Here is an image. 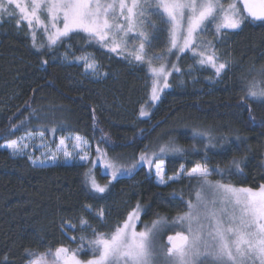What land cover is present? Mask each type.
I'll use <instances>...</instances> for the list:
<instances>
[{"label":"trees","instance_id":"16d2710c","mask_svg":"<svg viewBox=\"0 0 264 264\" xmlns=\"http://www.w3.org/2000/svg\"><path fill=\"white\" fill-rule=\"evenodd\" d=\"M18 20L21 17L16 11L13 18L0 22V132L18 125L31 109H38L44 118L33 119L31 125L0 138V145L28 131L76 133L89 141L93 156L99 147L110 159L124 165L142 152L158 151L161 144L172 140L187 151L160 156L170 176L182 164L186 169L199 162L210 168L226 167L235 157L242 161V174H236L232 166L223 177L213 174L210 179L252 189L264 184V103L248 100L251 111L239 106L247 81L264 66V26L260 22H248L239 30L223 33L216 47L220 62L227 60L229 66L220 77L210 65L200 67L190 52L184 55L179 66L185 70L192 66L191 73L171 75L170 87L162 93L150 118H142L140 107L148 101L151 88L146 66L129 63L124 56L98 46L86 47L83 34L73 35L58 48H41L42 43L47 44L46 34L35 28L34 47L33 31L26 22L17 26ZM213 35L202 34L206 39ZM138 43L131 39L129 48ZM67 45L76 51L81 46L93 52L107 77L95 81L84 77L80 67L61 63L57 56ZM164 47L157 44L149 54ZM171 61H176L175 55ZM93 110L97 117L95 133ZM53 127L59 130L47 131ZM100 129L110 136L111 145L98 143ZM193 129L217 137L213 141L217 147L206 149V139L194 140ZM89 169L100 184L111 180L101 173L99 164L94 168L91 163L37 168L25 156H13L0 148V264H25L30 259L26 249L40 254L60 245L76 248L79 239L73 243L69 237L91 236L90 231L79 228L82 216L101 232L111 231L137 202L147 209L142 222L153 220L156 214L172 217L185 209L171 194H182L187 200L195 186V181L189 186L186 179L157 185L151 173L140 167L132 175L112 181L105 194H93L102 195V199H93L84 177ZM86 204L107 211L103 223L84 210ZM67 222L77 228L65 229L64 234L61 224Z\"/></svg>","mask_w":264,"mask_h":264},{"label":"snow or ice","instance_id":"6c2138e0","mask_svg":"<svg viewBox=\"0 0 264 264\" xmlns=\"http://www.w3.org/2000/svg\"><path fill=\"white\" fill-rule=\"evenodd\" d=\"M15 10L23 17L17 21V26L26 22L33 31L34 47L35 24L47 36V44L42 43L41 48H58L73 35L83 34L87 38L86 47L98 46L111 53L122 54L129 63L146 66L151 76L150 102L153 107L160 101L161 93L170 87L171 75L184 74L185 71L191 73L192 66L186 70L179 66L184 55L190 52L200 67L210 65L216 76L220 77L229 66L227 60L220 62V52L216 47L223 33L226 30H239L248 22H260L264 26V0H230L227 5L222 0H30L27 6L22 5L20 0H0V22L4 18H13ZM154 16L158 19H152ZM209 32L214 34L212 39L202 36ZM130 39L139 41L131 49L128 43ZM157 44L165 47L150 55L149 50ZM68 55L66 51L64 59ZM173 55L176 56L175 62L171 61ZM75 60L82 62L85 69L97 78L107 75L99 71L101 65L91 53L75 57ZM153 61L163 63L155 67ZM169 63L172 65L170 69L167 67ZM245 87L247 90L239 106H247L248 100L264 103V66L247 81ZM247 107L251 111L250 106ZM139 117L150 118V110H145V106L141 105ZM43 118L44 114L38 109H31L18 125L14 124L0 132V138L11 135L20 127L31 125L33 119ZM96 124L97 117L93 110L94 133ZM58 130L56 127L47 129L53 133ZM100 131L102 135L98 143L111 145L110 136L102 129ZM44 137V132L34 135L28 131L22 137L8 140L0 148L10 150L13 156H23L30 146L45 147L52 153L49 157L48 152H45V159L56 160L57 153L62 152L65 159L90 162L93 168L99 161L112 179L100 185L92 169L84 173L86 187L90 186L88 194L93 199H102V195L93 194H105L112 181L130 176L145 165L149 173L154 168L157 185L167 186L186 179L189 186L195 181V186H192L187 200L182 194H171L185 209L171 220L156 214V219L144 223L143 230L137 231L143 216L147 214V209L139 202L130 206L123 219L108 232L99 231L82 216L79 228L90 231L91 236L69 237L73 243L79 239L80 244L76 248L60 245L54 251L49 248L40 254L26 249L30 257L27 264H264V184L257 189L238 188L210 179L213 174L223 177L232 170V166H235L236 174H242L241 160L234 157L228 166L216 168H210L207 163H196L186 169L182 164L173 175L168 176L160 156L183 155L187 151L172 140L161 144L158 151L142 152L131 164L123 165L110 159L107 152L99 147L96 148V159H92L89 154L91 144L79 135L60 138L54 151L44 143ZM192 138L206 139V149L217 147L213 143L217 137L207 131L193 129ZM36 139L41 141L39 146L32 143ZM218 139L223 141L225 138ZM67 140L73 141L71 151L65 146ZM192 147L195 151V145ZM28 159L33 165L45 162L34 159L31 154ZM83 207L101 223L108 215L103 207L98 210H94L92 205ZM76 228L70 222L61 224L62 233L65 229L75 231ZM177 228L180 230L173 231ZM165 232L169 233L166 239ZM158 239L163 243L158 245ZM83 255H88V258L82 259Z\"/></svg>","mask_w":264,"mask_h":264},{"label":"rangeland","instance_id":"374dc122","mask_svg":"<svg viewBox=\"0 0 264 264\" xmlns=\"http://www.w3.org/2000/svg\"><path fill=\"white\" fill-rule=\"evenodd\" d=\"M20 2H21V4L22 5H25V6H27L29 3H30V0H20ZM222 2L225 4V5H227V3H229L230 2V0H222ZM17 12H18V15H19V11L18 10H16ZM21 17V20L23 19V17L22 16H20ZM42 19H44V17H42ZM33 27L34 28H37V29H40L41 31V33L42 32H44V31H42L43 29L42 28H39L38 26H36L35 24L33 25ZM46 36V35H45ZM46 41H47V36H46ZM129 45H131V39L129 40ZM77 48H78V50L76 51L73 47H69V45H67L66 46V48L57 56V58H58V60L61 62V63H63V64H67V65H75V66H78V67H80L81 68V70H82V74L84 75V77H86V78H89V79H92V80H95V81H97V80H103V79H105L106 77H107V75L106 76H104V77H101V78H97V76L96 75H94V74H92L90 71H87L86 69H85V67H84V64L82 63V62H80V61H77V60H75V57H80V56H83V55H85V54H87V53H91V54H93L94 55V57H95V59L97 60V62L99 63V61H98V59H97V57H96V55L93 53V52H91V51H89V50H86V47H79V46H77ZM66 51H68V53H69V55H68V58L67 59H64V54H65V52ZM117 54V53H116ZM119 54V53H118ZM119 55H122V54H119ZM123 56V55H122ZM161 63H163V62H161ZM161 63H159V64H153V66H155V67H159L160 66V64ZM100 64V63H99ZM101 65V64H100ZM171 63H169L168 65H167V67L170 69L171 68ZM99 71L100 72H106V70H104L103 69V67L101 66L100 67V69H99ZM107 73V72H106ZM151 77V76H150ZM161 83H163V81L161 80ZM168 89V88H167ZM167 89H165V90H167ZM164 90V91H165ZM163 91V92H164ZM162 92V93H163ZM162 93H161V95H162ZM144 106H145V110H150V114H151V111L153 110V105L151 104V102H150V95H149V98H148V101H147V103H144L143 104ZM39 132H44V131H33V134L34 135H37ZM45 133V132H44ZM25 134H23V135H20L19 137H22V136H24ZM77 135H79V134H76V133H65V134H58V135H53V134H48V133H45V137H44V143L46 144V145H48V146H50V148L54 151L55 150V148H56V145L59 143V140H60V138H62V137H75V136H77ZM79 136H81V135H79ZM19 137H17V138H19ZM81 137H83V136H81ZM17 138H15V139H17ZM7 142V141H6ZM6 142H4V143H6ZM3 143V144H4ZM33 144H35V145H37V146H39L40 145V143H41V141L39 140V139H36L35 141H33L32 142ZM73 143V141L72 140H67L66 141V147L68 148V150L69 151H71L72 149H71V144ZM2 149H5V148H2ZM7 150V149H6ZM10 153H11V151L10 150H8ZM86 151H89V150H87L86 149ZM45 152H48V148H45V147H40V148H37V147H29L28 149H26V154L25 155H23V156H25L27 159H28V155L29 154H31V155H33V158L34 159H40V160H45V162L43 163V164H39V163H37V164H35V165H33V163L28 159V161H29V163L32 165V166H34V167H37V168H47V167H51V166H54V165H75V164H87V163H85V162H83V161H80V160H72V159H65L64 158V156H63V153L62 152H60V153H57V159L56 160H52V159H45ZM51 152H48V156L50 157L51 156ZM81 154H83V153H81ZM89 154H90V157L92 158V159H96V156H93L92 155V151H91V149H90V151H89ZM139 157V156H138ZM138 157L136 158V159H138ZM161 161H163L164 162V165H165V169H166V173H167V168H166V162H165V159L164 158H162V157H160L159 158ZM133 161H129V162H126L124 165H128V164H131ZM90 163V162H89ZM199 163H201V162H199ZM203 163V162H202ZM97 164H99L100 165V167H101V173H103V174H107L108 176H109V178L108 179H112V177H111V175H110V173L107 171V170H105L104 169V167H103V164H101L99 161L97 162ZM97 164H96V166H97ZM92 168H93V165H92ZM143 168H145V170L147 171V172H149V169H148V166L147 165H145V166H143ZM180 168V167H179ZM151 175L153 176V178H154V181H155V183H156V177H155V172H154V168H153V170H152V172H151ZM168 175V174H167ZM168 176H170V175H168ZM214 181V180H213ZM99 183V182H98ZM100 184V183H99ZM100 185H104V184H100ZM235 186V185H234ZM236 187H238V188H240L239 186H236ZM193 195H194V193H193ZM94 210H98V209H94ZM160 216H162V215H160ZM175 216V215H174ZM173 217V216H172ZM172 217H168L169 218V220H171V218ZM157 218V217H156ZM156 218H154V219H156ZM153 219V220H154ZM152 221V220H151ZM150 222V221H149ZM144 223H148V222H142L141 224H140V227L137 229V231H140V230H143V224ZM178 230H180L179 228H177V229H174L173 231H178ZM169 233L168 232H165L164 233V238L166 239V237H167V235H168ZM163 243V241L162 240H160V239H158L157 240V244L158 245H160V244H162ZM54 251V250H53ZM82 258V257H81ZM88 257H86V258H82V259H87ZM25 264H27V262L25 263Z\"/></svg>","mask_w":264,"mask_h":264}]
</instances>
